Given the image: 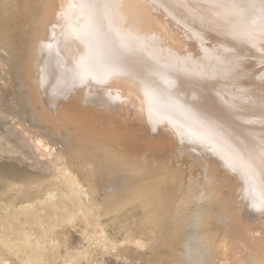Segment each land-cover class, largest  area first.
I'll return each instance as SVG.
<instances>
[{"label":"bare ground","instance_id":"6f19581e","mask_svg":"<svg viewBox=\"0 0 264 264\" xmlns=\"http://www.w3.org/2000/svg\"><path fill=\"white\" fill-rule=\"evenodd\" d=\"M217 2L0 0V264H264V152L204 95L264 76V31Z\"/></svg>","mask_w":264,"mask_h":264},{"label":"rangeland","instance_id":"374dc122","mask_svg":"<svg viewBox=\"0 0 264 264\" xmlns=\"http://www.w3.org/2000/svg\"><path fill=\"white\" fill-rule=\"evenodd\" d=\"M142 64H143V66H145L144 75H149L155 71V68H150L151 65L148 64L147 60L146 61L144 60ZM176 76H177V81L175 82V84L178 86L180 84V86L185 91L188 92L187 96L190 100L189 103L187 104L188 106H186V108L184 109L185 111L183 110L179 117L175 116L178 119V120L177 119L176 120L179 121L184 117V115H187V114L190 115L191 114L192 116L195 117L196 120L204 122L205 121V117H204L205 115L201 113L202 110L200 109V107L202 105L197 104V101H199L203 96L202 95L203 94L202 86L193 85L190 83H185L180 78H178L179 75H176ZM250 76L251 75H233V76L220 75L219 76L220 79H225L226 77L234 79L238 86L235 87L233 90H227V91H224V89H222V88L209 87L207 89H209L210 91H205L204 95H205L206 99L209 98L210 101L213 102V105L219 114H224L226 117L230 118L232 121H234L239 126H241L248 133V135L251 136L256 141L257 146L260 149L262 148L261 150L264 152V138H263V136H261L260 134H256L254 132V129L253 130L251 129V127H250L251 124L249 121L244 120L243 118H240V117H238L237 114H235V112L238 110L237 108H242V109L254 110L255 112L256 111L259 112V114L264 115V89H255V86H254V84L256 83L257 80L260 83H263L264 82V76H251V77ZM203 85H208V84L204 82ZM255 85L257 86V84H255ZM239 86H243V87L248 86L249 89L244 90V88H240ZM215 91L216 92L232 93L236 96V99L234 98L235 100L233 102H230L231 100H228L225 97H219L217 94H215ZM194 92H196V93H194ZM212 92H214L215 96H214V94H212ZM193 102H196V104H194ZM204 124L209 126L205 122H204ZM195 128H196V125H195ZM143 133H144V135H148L145 132V130H143ZM148 136H151V135H148ZM188 136L193 138L192 142H194V141L200 142L201 141L200 144H198V146L200 145V147H203L204 145H206V143L208 144V142H209V145H206V146L209 147V146H211L210 144L213 143L212 140H214L213 138H209L210 136L207 137V136L200 134V133L195 134V133L189 132ZM190 146H191V144H190ZM223 236L225 238L226 237L229 238V236L226 233ZM227 240H229V239H227ZM235 243L238 246V250H240L242 253L240 242H238L236 240ZM145 250L148 253L149 249L145 247ZM150 254L148 256H145L146 259L148 257L150 258L152 256V255L150 256ZM151 258H153V257H151ZM154 258L157 259L158 257L157 258L154 257ZM10 259H12V256H10Z\"/></svg>","mask_w":264,"mask_h":264},{"label":"snow or ice","instance_id":"6c2138e0","mask_svg":"<svg viewBox=\"0 0 264 264\" xmlns=\"http://www.w3.org/2000/svg\"><path fill=\"white\" fill-rule=\"evenodd\" d=\"M82 8H89L95 10L97 7L107 10L110 5L107 0H81ZM217 7L224 6L232 10V14L240 17L244 26L247 28H259L264 31V0H218ZM252 13L255 17L251 22L248 21V14ZM82 39L88 40L90 38L89 31L85 30L80 33ZM81 67L91 71L88 61L82 60ZM261 210H264V197H262L257 205Z\"/></svg>","mask_w":264,"mask_h":264}]
</instances>
